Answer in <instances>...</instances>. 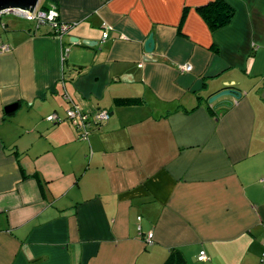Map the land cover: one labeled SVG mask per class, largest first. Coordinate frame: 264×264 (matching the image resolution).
I'll use <instances>...</instances> for the list:
<instances>
[{"label": "crops", "instance_id": "obj_1", "mask_svg": "<svg viewBox=\"0 0 264 264\" xmlns=\"http://www.w3.org/2000/svg\"><path fill=\"white\" fill-rule=\"evenodd\" d=\"M212 1L39 0L63 38L0 19V264H264V0L213 31ZM72 104L109 118L82 139Z\"/></svg>", "mask_w": 264, "mask_h": 264}, {"label": "built area", "instance_id": "obj_2", "mask_svg": "<svg viewBox=\"0 0 264 264\" xmlns=\"http://www.w3.org/2000/svg\"><path fill=\"white\" fill-rule=\"evenodd\" d=\"M3 15H11L15 18L24 20L30 23L34 29H38L40 26H48L53 36L63 38L73 28L72 23H66L59 20V14L55 8H46V10L40 7H35L32 12L21 11V10H9L0 13V17ZM10 48L7 45H0V54L9 52ZM183 71L189 72L191 66L185 65L182 67ZM66 120L77 130L80 138L85 139L90 128L95 125H101L109 118V112L105 110L99 111L94 117L88 116L86 112H83L80 107L72 104L65 112ZM49 122L57 121L54 115H50L46 118ZM152 243V233H148L145 237V244ZM199 260H207L204 252L199 253Z\"/></svg>", "mask_w": 264, "mask_h": 264}, {"label": "trees", "instance_id": "obj_3", "mask_svg": "<svg viewBox=\"0 0 264 264\" xmlns=\"http://www.w3.org/2000/svg\"><path fill=\"white\" fill-rule=\"evenodd\" d=\"M38 5V4H37ZM41 9L46 10L45 7H40ZM48 8H54L49 6ZM56 10V9H55ZM202 18L207 23L208 27L213 31L225 26L230 18L233 16V10L222 0H214L207 3L204 6L198 8ZM13 17L11 15H3L0 17ZM19 19V18H18ZM28 23V22H27ZM41 27V26H40ZM38 27V29L40 28ZM33 31L36 30L32 26ZM164 264H185L179 257V253L172 252Z\"/></svg>", "mask_w": 264, "mask_h": 264}, {"label": "water", "instance_id": "obj_4", "mask_svg": "<svg viewBox=\"0 0 264 264\" xmlns=\"http://www.w3.org/2000/svg\"><path fill=\"white\" fill-rule=\"evenodd\" d=\"M38 2L39 0H0V13L4 11L14 10V9L32 12L37 6ZM83 43L86 45L91 44L90 41H84ZM153 45L154 44H153L152 35H149V37L147 38L144 44L145 52L147 53L152 52ZM225 96H232L238 100L241 97V94L234 90L225 89L213 95L212 97H210L208 99V102L212 103ZM15 108H16V105L14 104V105L8 106L5 110L6 112H10L14 110Z\"/></svg>", "mask_w": 264, "mask_h": 264}, {"label": "rangeland", "instance_id": "obj_5", "mask_svg": "<svg viewBox=\"0 0 264 264\" xmlns=\"http://www.w3.org/2000/svg\"><path fill=\"white\" fill-rule=\"evenodd\" d=\"M41 2L43 1V0H40Z\"/></svg>", "mask_w": 264, "mask_h": 264}]
</instances>
